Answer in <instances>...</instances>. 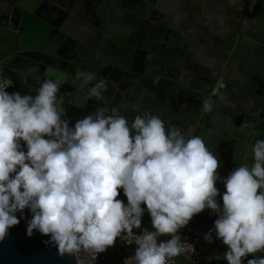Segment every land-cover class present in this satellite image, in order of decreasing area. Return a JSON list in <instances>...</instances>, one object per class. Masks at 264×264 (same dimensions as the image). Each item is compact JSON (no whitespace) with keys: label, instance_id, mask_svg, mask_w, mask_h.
<instances>
[{"label":"clouds","instance_id":"9594fccd","mask_svg":"<svg viewBox=\"0 0 264 264\" xmlns=\"http://www.w3.org/2000/svg\"><path fill=\"white\" fill-rule=\"evenodd\" d=\"M87 98L103 100L107 85L94 73L78 71ZM63 81L45 78L35 95L0 90V241L31 214L26 235L49 237L60 254L91 250L97 255L117 238L135 244L125 264H169L187 249L177 232L210 209L212 231L227 247V264H264V140L252 148L251 166L241 164L226 178L219 160L199 136L188 138L151 113L131 120L118 108L98 107L70 120L63 105ZM217 90L213 91V95ZM223 99V97H221ZM204 99L202 110L210 112ZM26 148V151H25ZM223 183L222 206L216 183ZM123 189L127 205L117 199ZM146 210L153 231L139 235ZM170 237L158 242V238ZM188 247L191 248L190 245Z\"/></svg>","mask_w":264,"mask_h":264},{"label":"water","instance_id":"95a60500","mask_svg":"<svg viewBox=\"0 0 264 264\" xmlns=\"http://www.w3.org/2000/svg\"><path fill=\"white\" fill-rule=\"evenodd\" d=\"M181 26L165 0H0V73L15 82L21 95H35L45 78L63 81L60 95L70 126L98 107L108 109L106 115L118 108L129 120L143 113L159 116L166 128L175 126L186 138L201 137L217 155L223 179L235 167L250 165L227 148L232 131L225 134V124L216 136L196 130L207 126L202 104L218 78L189 53ZM78 71L94 73L92 84L105 81L103 100L87 98L92 85L81 88ZM216 187L222 206L226 189L220 181ZM118 191L117 199L127 205L123 189ZM17 217L19 225L0 241V264H79L74 252L60 254L49 237L26 235L28 209ZM216 219L205 209L183 228L210 226ZM141 224L153 229L148 216ZM105 256L110 264H122L116 245Z\"/></svg>","mask_w":264,"mask_h":264},{"label":"crops","instance_id":"0c3cea01","mask_svg":"<svg viewBox=\"0 0 264 264\" xmlns=\"http://www.w3.org/2000/svg\"><path fill=\"white\" fill-rule=\"evenodd\" d=\"M165 5L179 16L194 60L218 78L209 96L213 103L207 126L197 132L216 136L225 124V134L232 131L227 148L251 166L252 148L264 140V0H165ZM141 207L147 217L146 205ZM210 226L186 229L202 235ZM202 249L214 255L213 264L227 262L223 257L228 249L221 240L215 238Z\"/></svg>","mask_w":264,"mask_h":264},{"label":"built area","instance_id":"2783aa9c","mask_svg":"<svg viewBox=\"0 0 264 264\" xmlns=\"http://www.w3.org/2000/svg\"><path fill=\"white\" fill-rule=\"evenodd\" d=\"M0 90H6L9 93L17 92L16 84L14 81L7 77H3L0 73ZM26 151V148H25ZM149 223L151 224V217L148 214ZM152 225V224H151ZM214 228V225L210 226L202 235L194 234L189 232L186 228H181L176 235H180V243L186 247V251L183 252L180 257L186 260L189 264H213L214 255L204 252L202 249L203 245L209 244L208 241L204 239L205 235L209 233L210 230ZM144 229L151 231L148 225L141 224L140 229H133L134 234H141ZM216 238V234L212 231L211 241ZM158 242H161L158 238ZM116 254L121 258L122 264L135 255L136 245L127 244L120 238H117L116 242ZM188 245L191 246L188 247ZM79 264H110L105 256V252L96 254L91 250H84L81 248L79 251H74ZM179 256L172 258L169 261V264H183ZM128 264H133L132 261H129Z\"/></svg>","mask_w":264,"mask_h":264}]
</instances>
